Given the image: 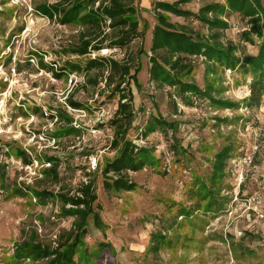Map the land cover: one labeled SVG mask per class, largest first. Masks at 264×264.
I'll list each match as a JSON object with an SVG mask.
<instances>
[{
	"label": "rangeland",
	"instance_id": "374dc122",
	"mask_svg": "<svg viewBox=\"0 0 264 264\" xmlns=\"http://www.w3.org/2000/svg\"><path fill=\"white\" fill-rule=\"evenodd\" d=\"M58 1L0 0V264H43L32 260L25 245L53 249L57 237L73 228L74 218L63 217L58 202L39 200L34 194L65 193L88 179L94 182L93 208L102 228L95 229L92 216L87 218L83 245L75 256L80 264H264V223L255 219L243 200L254 197L264 211V111L244 105L250 74L238 68L224 70L201 56L189 57L192 70L180 80L200 92L210 87L214 100L228 106L200 95H186L184 100L166 83L151 81L153 4L163 0H133L139 29L145 25L144 37L97 58L139 65L135 82L127 78L121 88L131 96L134 113L128 139L150 157L141 171L128 174L134 189L107 192L92 163L103 168L114 156L109 123L118 98L112 92L114 84L105 83L106 70H65L55 77L60 67L81 65L91 58L69 53L78 43L79 25L61 26L37 13L40 6ZM178 1L192 14L205 5L225 6V0H165ZM259 2L264 7V0ZM163 14L199 36L211 33L192 18ZM218 17L228 26L222 44L236 46L238 59L254 56L259 39L251 36L253 43H248L240 37L248 29L246 23L237 15ZM109 43H103L104 50ZM41 63L52 70L42 69ZM65 98L83 109L70 108ZM37 108L40 113H33ZM59 109L67 112L69 125L44 119V112ZM154 117L174 129L165 134L157 128L142 136ZM68 128H73L71 134L61 133ZM59 133L62 137L52 139ZM255 146L259 150L253 160L260 172L252 175L233 161ZM225 149L231 158L217 170L216 156ZM24 153L30 155V165L23 164ZM46 158L58 161L60 184L43 174ZM240 171L243 181L238 185ZM24 189L25 197L14 193ZM83 248L87 257H80Z\"/></svg>",
	"mask_w": 264,
	"mask_h": 264
},
{
	"label": "trees",
	"instance_id": "16d2710c",
	"mask_svg": "<svg viewBox=\"0 0 264 264\" xmlns=\"http://www.w3.org/2000/svg\"><path fill=\"white\" fill-rule=\"evenodd\" d=\"M98 3L96 7L95 4ZM133 0H59L54 6H40L37 13L48 20H55L61 26L72 24L79 25L81 32L78 43L71 46L70 54L79 58L87 57L92 52L103 49L102 45L109 40L106 48L123 50L125 46L135 39H142L145 35V25L139 29L135 10L132 6ZM181 2L167 3L165 0L153 4L155 24L151 29L149 52L150 69L148 72L151 81H161L178 91L181 99H187L186 95L205 97L213 104L228 106L211 96V88L203 92L196 87L183 83L180 77L191 72L189 57L201 56L207 62H211L224 70L241 69L243 74H250V81L247 86V97L244 105L249 110H258L264 103V7L259 0H225V6L217 4L205 5L199 9L197 14H192L180 8ZM227 12V13H226ZM165 14L173 15L182 19H194L207 27L211 33L207 36H199L184 25L172 24ZM237 15L246 23L248 29L241 33L242 41L253 43L251 36L259 39L257 51L254 56L245 55L241 59L234 56L236 46L233 44L223 45L221 38L223 31L228 28L227 24L221 21L218 15ZM211 15L210 18L207 16ZM228 17V16H227ZM107 22H109L107 24ZM104 29L111 30V34L105 33ZM41 68L51 71L41 63ZM65 70L75 72H101L106 70L108 76L105 83L108 87L114 84L113 95L117 96L116 110L109 123L112 130V137L109 148L114 156L107 160L103 168L96 165L95 172H100L103 178V188L107 192L131 191L134 185L128 178L129 173H137L146 165L150 154L141 148H137L128 139V132L132 128L134 113L131 106V96L124 94L122 85L126 79L136 80V74L140 71L139 65L125 60L117 62L112 59L99 57L88 58L83 64H73L60 67L56 78L65 74ZM18 71V69H17ZM131 72L133 74L131 75ZM114 78L116 80H114ZM182 101V100H181ZM184 104L189 102L183 101ZM65 104L74 110H82L83 106L68 98ZM35 114L40 109L34 110ZM43 118V116L41 115ZM48 119L56 123H71L67 112L63 109L50 111ZM159 128L161 132L167 133L174 127L159 117L151 118L144 126L142 136ZM73 128L62 129L61 133L71 134ZM64 131V132H63ZM61 133L53 136L52 139L62 137ZM77 132L75 131L74 135ZM175 150V148H174ZM230 151L225 149L216 156L217 170H222L224 163H229ZM29 154L22 155L24 165H30L32 160ZM231 161V160H230ZM47 169L43 170L45 176L50 175L56 184H60L62 178L58 173V161L55 158H46ZM89 176V175H87ZM89 178V177H87ZM71 190L73 193H71ZM65 193L53 194L48 191L36 192L37 199H51L59 203V211L63 217L74 218L73 228L57 237L56 246H32L25 245V250L30 253L32 260L44 261L43 264H80L75 260L76 252L82 247V238L85 234L86 221L92 216L95 229L102 228L98 213L94 212L93 204L97 197L95 194L94 182L90 179L80 182L75 188ZM14 191L17 195L25 197L26 189ZM34 193V192H32ZM67 206H70L67 208ZM98 255V254H97ZM80 257H87L86 249L83 248ZM95 257V255H94ZM97 257V256H96Z\"/></svg>",
	"mask_w": 264,
	"mask_h": 264
},
{
	"label": "built area",
	"instance_id": "2783aa9c",
	"mask_svg": "<svg viewBox=\"0 0 264 264\" xmlns=\"http://www.w3.org/2000/svg\"><path fill=\"white\" fill-rule=\"evenodd\" d=\"M108 23L109 22H107V24ZM111 53L112 52H110L108 49H105V50L102 49V50H100L98 52L90 53L88 56H90L91 59H96L97 56H99V55H101V56H109ZM261 108H262V111H264V106L263 107H260L259 109H261ZM47 116H48V114L46 112H44V119L47 120V121L53 122L52 124L54 125L55 120L54 121H51V120L48 119ZM256 140H255V142H257ZM258 150H259L258 146H255L253 148V150L250 151L249 153L244 152L242 154V157L241 158H239L238 160H234L233 161V164L235 165V167H236V165H241V167L246 172L249 171V172H251L252 175L257 174V172H260V170L257 168V166H255L253 159H254V156H255V154L257 153ZM92 166H93V169H94L96 167V164L95 163H92ZM243 173L244 172H241L240 171L237 174L238 177H239V183H238V185H240V183L243 181ZM237 196H238V194H235V196H234V200L235 201L237 200L236 199ZM243 200H244V205H246V209L248 211H251L254 214L255 219L258 220V221H260V222H262V223H264V211L257 207L255 198L254 197H248V198H244ZM69 207L70 206H67V208H69ZM236 235L237 236H241L242 235V232L238 231Z\"/></svg>",
	"mask_w": 264,
	"mask_h": 264
},
{
	"label": "crops",
	"instance_id": "0c3cea01",
	"mask_svg": "<svg viewBox=\"0 0 264 264\" xmlns=\"http://www.w3.org/2000/svg\"><path fill=\"white\" fill-rule=\"evenodd\" d=\"M248 218H249V216H248ZM248 220H249V219H248ZM248 220H247V221H248ZM250 221H251V220H250ZM238 231H239V230H237L236 232H238ZM236 232H235V233H236Z\"/></svg>",
	"mask_w": 264,
	"mask_h": 264
}]
</instances>
